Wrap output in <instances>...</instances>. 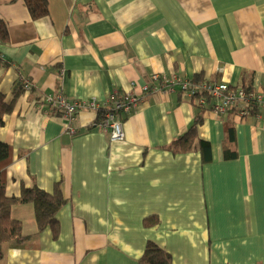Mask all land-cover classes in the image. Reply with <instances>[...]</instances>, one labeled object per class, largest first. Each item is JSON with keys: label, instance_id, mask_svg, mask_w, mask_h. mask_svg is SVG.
I'll use <instances>...</instances> for the list:
<instances>
[{"label": "crops", "instance_id": "1", "mask_svg": "<svg viewBox=\"0 0 264 264\" xmlns=\"http://www.w3.org/2000/svg\"><path fill=\"white\" fill-rule=\"evenodd\" d=\"M47 3L35 20L24 0H0V93L14 105L0 124L11 147L2 178L9 197L60 185L67 202L57 237L39 232L34 205L14 206L30 240L3 245L0 264H139L148 243L174 264H264V109L220 117L178 90L151 94L127 117L125 140L112 142L95 112L81 111L71 136L43 104L104 103L154 74L264 92V0ZM200 115L210 162L199 143L167 149ZM231 124L235 158L224 149Z\"/></svg>", "mask_w": 264, "mask_h": 264}, {"label": "built area", "instance_id": "2", "mask_svg": "<svg viewBox=\"0 0 264 264\" xmlns=\"http://www.w3.org/2000/svg\"><path fill=\"white\" fill-rule=\"evenodd\" d=\"M152 84L137 85L132 83L133 93L111 94L107 101L101 103L97 99L80 102H70L63 95L56 97L48 96L44 99L47 109L57 111L65 121V131L71 136L78 134L76 122L78 115L83 110H90L97 115V127L110 133L112 142L125 140V121L135 111L141 100L151 94L169 93L180 91L189 97L199 109H209L216 115L223 117L230 111L245 119L253 110L264 109V92L247 91L245 89H232L226 83L203 82L195 83L183 79L178 75L168 76L165 74H154L151 77ZM24 87L30 89L31 85L25 83ZM47 110V111H48Z\"/></svg>", "mask_w": 264, "mask_h": 264}, {"label": "trees", "instance_id": "3", "mask_svg": "<svg viewBox=\"0 0 264 264\" xmlns=\"http://www.w3.org/2000/svg\"><path fill=\"white\" fill-rule=\"evenodd\" d=\"M28 6L33 19L38 20L49 15L47 0H24ZM8 38L7 27L0 22V40L6 41ZM13 103L8 104L5 96L0 93V124L6 115L13 111ZM259 109H254L253 113ZM202 116H198L189 130L176 138L169 146L174 154L188 153L194 150L199 143L203 153L204 162L211 161V145L209 142L199 139L198 127L202 123ZM235 141V130L233 125L226 127L225 156L235 158L236 152L232 150ZM11 158V147L6 143L0 142V261L3 258V245H10L13 248H24L30 237L23 234V224L13 219L12 208L19 204H32L35 207V215L39 232L47 228L53 230L54 237L60 231L57 215L66 204V199L62 193L60 185L55 187L52 194L37 187L23 189L20 197H9L6 194L5 182L2 178L4 168L9 164ZM139 264H174L171 255L154 243H148L146 250L139 260Z\"/></svg>", "mask_w": 264, "mask_h": 264}]
</instances>
